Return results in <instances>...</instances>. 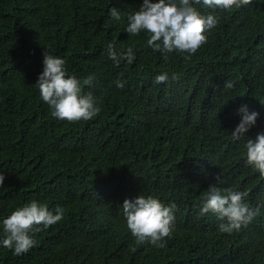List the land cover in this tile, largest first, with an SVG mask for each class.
<instances>
[{
    "label": "trees",
    "instance_id": "obj_1",
    "mask_svg": "<svg viewBox=\"0 0 264 264\" xmlns=\"http://www.w3.org/2000/svg\"><path fill=\"white\" fill-rule=\"evenodd\" d=\"M142 3L0 0V241L17 208L64 210L28 253L0 244V264H264V176L246 163L245 147L264 134V0L228 11L193 4L218 23L190 60L147 47V32L125 31ZM109 43L118 54L132 48L133 63L115 66ZM46 52L66 61L67 76L93 77L82 88L101 109L93 119L51 116L36 86ZM163 73L168 81L156 84ZM244 105L258 117L234 141ZM212 186L248 193L258 211L247 228L223 233L225 221L201 214ZM142 195L176 205L163 248L127 229L123 203Z\"/></svg>",
    "mask_w": 264,
    "mask_h": 264
},
{
    "label": "clouds",
    "instance_id": "obj_2",
    "mask_svg": "<svg viewBox=\"0 0 264 264\" xmlns=\"http://www.w3.org/2000/svg\"><path fill=\"white\" fill-rule=\"evenodd\" d=\"M201 3L208 8L228 11L233 7L248 5L251 0H159L157 3L143 0L140 8L127 16L125 31L131 36L147 32V47L165 54L174 51L186 53L185 60H190L208 42L206 33L218 23L216 16H203L192 6ZM109 14L116 21L121 19V13L116 8L110 9ZM107 51L115 66H119L121 61L133 63L132 48L118 54L114 45L109 43ZM43 65V72L38 77L36 86L42 101L50 107L52 117L79 122L89 121L100 113L101 109L94 97L91 94H82V88L91 85L92 76L82 81L75 76H67L66 61L47 52L44 54ZM168 79V74L163 73L155 77V83L161 84ZM172 79H176L175 74ZM116 86L123 88L125 85L117 80ZM226 87L231 88L233 85L227 83ZM238 111L242 114V119L231 134L234 141H240L255 125L258 117V113L249 112L246 105L241 106ZM245 147L246 163L264 176V134L257 135L255 140L248 139ZM4 181L5 176L0 173V187H3ZM247 195V192L222 190L212 186L206 192L201 214L211 212L221 221H225L219 225V231L223 233L239 232L248 227L258 211L245 203ZM175 208V204L166 207L158 199L143 195L135 200L125 199L122 206L126 226L131 235L138 243L150 242L158 248L165 246L163 241L170 238L174 231ZM54 211L55 214L47 205L36 201L17 208L3 220L4 238L0 244L9 250L14 249L16 256L28 253L36 243L35 233L46 230L64 219L62 208L57 207Z\"/></svg>",
    "mask_w": 264,
    "mask_h": 264
}]
</instances>
